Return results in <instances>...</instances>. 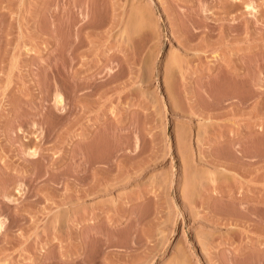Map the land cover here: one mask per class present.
Masks as SVG:
<instances>
[{
    "label": "rangeland",
    "instance_id": "obj_1",
    "mask_svg": "<svg viewBox=\"0 0 264 264\" xmlns=\"http://www.w3.org/2000/svg\"><path fill=\"white\" fill-rule=\"evenodd\" d=\"M0 223V264H264V0H0Z\"/></svg>",
    "mask_w": 264,
    "mask_h": 264
},
{
    "label": "bare ground",
    "instance_id": "obj_2",
    "mask_svg": "<svg viewBox=\"0 0 264 264\" xmlns=\"http://www.w3.org/2000/svg\"><path fill=\"white\" fill-rule=\"evenodd\" d=\"M58 96H59V94H58ZM60 96H61V95H60ZM61 97H62V96H61ZM61 97L57 98L58 100L56 99V101H60V98H61ZM60 102H61V101H60ZM58 103H59V102H58ZM35 154H36V153H35ZM0 229H1V223H0Z\"/></svg>",
    "mask_w": 264,
    "mask_h": 264
}]
</instances>
